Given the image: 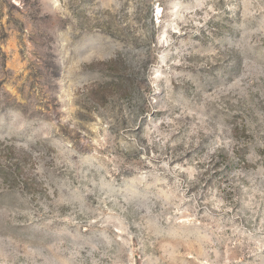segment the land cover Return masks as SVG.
I'll return each instance as SVG.
<instances>
[{
	"label": "rangeland",
	"instance_id": "obj_1",
	"mask_svg": "<svg viewBox=\"0 0 264 264\" xmlns=\"http://www.w3.org/2000/svg\"><path fill=\"white\" fill-rule=\"evenodd\" d=\"M0 264H264V0H0Z\"/></svg>",
	"mask_w": 264,
	"mask_h": 264
}]
</instances>
